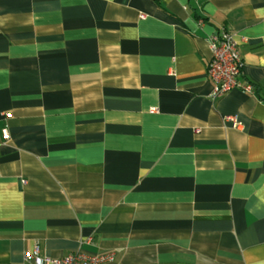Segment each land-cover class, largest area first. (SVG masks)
<instances>
[{"label": "crops", "instance_id": "obj_1", "mask_svg": "<svg viewBox=\"0 0 264 264\" xmlns=\"http://www.w3.org/2000/svg\"><path fill=\"white\" fill-rule=\"evenodd\" d=\"M36 248L264 264V0H0V264Z\"/></svg>", "mask_w": 264, "mask_h": 264}, {"label": "built area", "instance_id": "obj_2", "mask_svg": "<svg viewBox=\"0 0 264 264\" xmlns=\"http://www.w3.org/2000/svg\"><path fill=\"white\" fill-rule=\"evenodd\" d=\"M240 41L234 33L223 30L212 35L210 40L212 56L208 64V75L214 82L213 99L233 90L241 89L252 92V84H244L240 80L242 58L239 49ZM3 138L9 139L8 129H4ZM33 264H105L114 258L113 252L85 253L82 251L69 253L62 257L41 256L39 249L27 254Z\"/></svg>", "mask_w": 264, "mask_h": 264}]
</instances>
